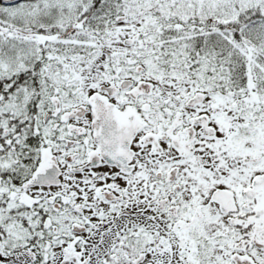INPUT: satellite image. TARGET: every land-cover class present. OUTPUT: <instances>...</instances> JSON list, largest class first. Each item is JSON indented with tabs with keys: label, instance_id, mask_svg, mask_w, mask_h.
Masks as SVG:
<instances>
[{
	"label": "snow or ice",
	"instance_id": "6c2138e0",
	"mask_svg": "<svg viewBox=\"0 0 264 264\" xmlns=\"http://www.w3.org/2000/svg\"><path fill=\"white\" fill-rule=\"evenodd\" d=\"M0 264H264V0H0Z\"/></svg>",
	"mask_w": 264,
	"mask_h": 264
}]
</instances>
